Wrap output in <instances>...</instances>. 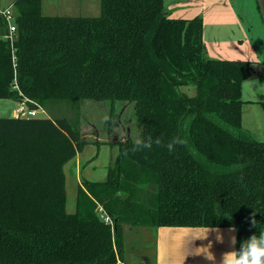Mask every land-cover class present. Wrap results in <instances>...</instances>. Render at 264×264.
<instances>
[{
    "label": "trees",
    "instance_id": "trees-1",
    "mask_svg": "<svg viewBox=\"0 0 264 264\" xmlns=\"http://www.w3.org/2000/svg\"><path fill=\"white\" fill-rule=\"evenodd\" d=\"M41 8L13 1L12 46L0 15V99L31 110L130 102L139 138L161 145L107 141L118 150L106 179L82 180L69 213L64 166L84 144L78 127L66 115L0 116V264H153L125 262L123 224L154 238L159 226L234 227L237 249L264 232V141L241 127L250 62L209 57L202 17L174 18L164 0H100L97 16Z\"/></svg>",
    "mask_w": 264,
    "mask_h": 264
},
{
    "label": "rangeland",
    "instance_id": "rangeland-1",
    "mask_svg": "<svg viewBox=\"0 0 264 264\" xmlns=\"http://www.w3.org/2000/svg\"><path fill=\"white\" fill-rule=\"evenodd\" d=\"M11 0H0V9ZM203 1V0H199ZM179 0L169 6L174 18L202 17L206 29L213 26L233 25L245 32L246 38L241 46L242 52L230 49L226 42L215 52L209 45V57L244 60L250 57V76L241 83L240 96L243 100L241 127L259 141H264V24L256 0ZM42 13L57 16H97L100 13V0H42ZM216 17V18H215ZM239 27V28H238ZM188 94L194 93L193 87H181ZM17 101L0 99V116H11ZM18 109V115L19 111ZM35 115H66L78 127L80 140L84 142L75 158L64 166L67 212L75 211L76 193L82 180L101 181L107 177V170L117 155V145L107 142L137 139L140 125L137 122L130 102L109 100H82L78 107L70 108L65 102L50 103L38 108ZM14 116V115H13ZM124 254L127 261L143 256L150 257L154 252L153 230L147 226L123 224ZM147 257V258H148Z\"/></svg>",
    "mask_w": 264,
    "mask_h": 264
},
{
    "label": "crops",
    "instance_id": "crops-1",
    "mask_svg": "<svg viewBox=\"0 0 264 264\" xmlns=\"http://www.w3.org/2000/svg\"><path fill=\"white\" fill-rule=\"evenodd\" d=\"M13 1L14 0H11L7 6L12 5ZM176 1L179 0H164L165 5L168 8ZM188 1H196L201 4L205 3L204 0ZM228 2L234 4L232 0H229ZM233 25H239V22L231 23L229 26H213L208 28L207 32L206 25L203 22L202 37L207 54H209V45H211L212 49L216 52L221 47V44L226 42L230 49L242 52L244 49H241V46L245 44V41L249 42L250 40L252 43L251 37L250 39L246 38L245 32L241 30L240 33V31L238 29L236 30ZM249 58L250 57L244 60L250 62ZM20 108H27L23 101L17 102L14 105L12 115L17 116L18 109ZM77 154L74 157L76 159L75 165L78 164ZM231 228L234 227L159 226L155 229V247L150 260L149 257L145 255L141 258V261H137V259L127 261L124 254L125 262H150L153 264H220L222 254L226 251L232 250L230 238L232 235L236 236V229L234 232H230L229 229ZM207 230V236L202 237L201 235L206 233ZM217 230L223 235V243L217 240ZM206 249L208 252L214 254L216 258L215 261L206 258V253L203 252L206 251ZM211 253L208 254L211 255ZM118 263H120V261H118ZM123 264L125 263L123 262Z\"/></svg>",
    "mask_w": 264,
    "mask_h": 264
},
{
    "label": "clouds",
    "instance_id": "clouds-1",
    "mask_svg": "<svg viewBox=\"0 0 264 264\" xmlns=\"http://www.w3.org/2000/svg\"><path fill=\"white\" fill-rule=\"evenodd\" d=\"M153 143L156 145H161V140L156 138L153 141L151 136L144 138H137L134 141L133 151H139L143 149H151ZM182 143V141L178 138H174L167 145V149L169 152L174 151L175 146L177 144ZM251 223L255 226L256 221L253 218ZM230 232H234L235 228L229 229ZM207 232L201 235L202 237L207 236ZM217 240L223 243V235L217 230ZM230 242L232 245V250L226 251L222 254L220 264H264V232H260L258 235L253 234L248 237L246 240L240 243V247L235 248L237 239L235 235H232L230 238ZM206 253V258L215 261V256L211 252L203 251ZM208 253H211L209 255Z\"/></svg>",
    "mask_w": 264,
    "mask_h": 264
},
{
    "label": "built area",
    "instance_id": "built-area-1",
    "mask_svg": "<svg viewBox=\"0 0 264 264\" xmlns=\"http://www.w3.org/2000/svg\"><path fill=\"white\" fill-rule=\"evenodd\" d=\"M0 15L2 16V18L4 19V21L6 22L8 31L6 33V35H4V37L6 39L9 40L11 46L13 45V41H14V33H15V23H14V16L12 13V5L7 6L3 9H0ZM35 111L36 110H31L28 108H21V110L19 111V115L22 116H34L35 115ZM98 211V215L103 218V220L105 222L111 223L112 221L110 220V218L108 217V215L103 211L101 206H98L97 208Z\"/></svg>",
    "mask_w": 264,
    "mask_h": 264
},
{
    "label": "water",
    "instance_id": "water-1",
    "mask_svg": "<svg viewBox=\"0 0 264 264\" xmlns=\"http://www.w3.org/2000/svg\"><path fill=\"white\" fill-rule=\"evenodd\" d=\"M256 1H257L259 12H260L263 24H264V0H256Z\"/></svg>",
    "mask_w": 264,
    "mask_h": 264
}]
</instances>
